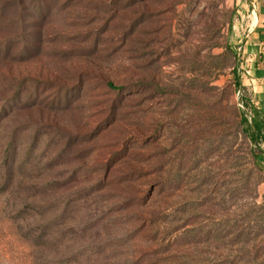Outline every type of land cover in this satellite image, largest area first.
I'll return each instance as SVG.
<instances>
[{"label":"rangeland","instance_id":"1","mask_svg":"<svg viewBox=\"0 0 264 264\" xmlns=\"http://www.w3.org/2000/svg\"><path fill=\"white\" fill-rule=\"evenodd\" d=\"M238 17L239 0H0V153L25 157L0 264H264V166L238 125L264 72Z\"/></svg>","mask_w":264,"mask_h":264},{"label":"trees","instance_id":"2","mask_svg":"<svg viewBox=\"0 0 264 264\" xmlns=\"http://www.w3.org/2000/svg\"><path fill=\"white\" fill-rule=\"evenodd\" d=\"M36 13L37 11H35V14ZM19 31H20V35H22L24 31H26V29L22 27L21 29H19ZM9 39L10 37L2 40L3 45L0 44V50L7 52L11 48L9 44L10 41ZM260 55H261V59L263 60V47H261ZM233 74H235V78H234L235 88L242 90L244 87L242 86L236 68H234ZM20 85L21 82L19 81L14 82V90L11 96H9L8 104H6V108H10V110H13L15 106H19L21 104ZM108 85L110 87H114L112 83H108ZM4 99L5 98H3L2 100ZM241 103L243 106L239 109L238 112L239 114L238 125L240 127V132L242 136L248 142V156L250 157V159H252L253 163L257 164V162H260L264 166V107L260 108L256 106L253 102H251V98L245 95L244 93L241 95ZM7 142H6L5 150H3L0 153V191L2 190L8 191L10 187L14 184L16 163L18 165V168H21V166L24 164L23 160L25 158L23 156L19 162H16L17 157L16 155L13 157L12 154L14 152V148H16L17 146L13 144L11 145L10 141ZM262 170L264 171V167ZM49 207L50 205L48 204L47 205L39 204L37 212L40 214H44L49 209ZM261 208L264 211V200H263V204L261 205ZM31 210L32 211L34 210L33 206L31 207V209H28L27 211L25 210L26 211L25 213L31 216L32 215V213H30ZM21 212H24V210L20 209L19 213ZM262 217L264 218V216ZM39 230L40 232H38V235H36L35 233L31 234L30 238L27 239L29 243L31 242L33 245H37L38 240L46 241V239H48L50 235L49 233L51 231V227L44 225V226H40Z\"/></svg>","mask_w":264,"mask_h":264},{"label":"crops","instance_id":"3","mask_svg":"<svg viewBox=\"0 0 264 264\" xmlns=\"http://www.w3.org/2000/svg\"><path fill=\"white\" fill-rule=\"evenodd\" d=\"M252 8L254 10L253 13L251 12ZM237 25L239 27L236 34L239 39L238 42L244 39L242 43V58L246 62L245 68H248V65L252 68V65L255 64L253 68L257 69L258 66L261 73H263L264 68L259 63V48L264 45V0H239ZM240 30L245 31L243 32L244 36L240 34ZM246 71L250 73L251 70ZM259 72L253 73L258 76L261 74ZM251 80H254V78H251ZM255 96H259V94H255Z\"/></svg>","mask_w":264,"mask_h":264},{"label":"built area","instance_id":"4","mask_svg":"<svg viewBox=\"0 0 264 264\" xmlns=\"http://www.w3.org/2000/svg\"><path fill=\"white\" fill-rule=\"evenodd\" d=\"M253 8H252V10H251V12L253 13ZM262 62H263V68H264V45H263V60H262Z\"/></svg>","mask_w":264,"mask_h":264}]
</instances>
